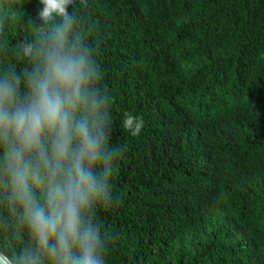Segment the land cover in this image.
<instances>
[{
  "label": "trees",
  "instance_id": "obj_1",
  "mask_svg": "<svg viewBox=\"0 0 264 264\" xmlns=\"http://www.w3.org/2000/svg\"><path fill=\"white\" fill-rule=\"evenodd\" d=\"M38 0H0V15ZM100 45L113 142L107 264H264V0H73ZM14 21L12 55L31 31ZM125 113L142 117L137 137Z\"/></svg>",
  "mask_w": 264,
  "mask_h": 264
},
{
  "label": "clouds",
  "instance_id": "obj_2",
  "mask_svg": "<svg viewBox=\"0 0 264 264\" xmlns=\"http://www.w3.org/2000/svg\"><path fill=\"white\" fill-rule=\"evenodd\" d=\"M37 14L0 15V36L26 23L30 41L0 46V264H107L115 234L101 218L118 198L125 146L113 142L112 95L100 45L73 0H38ZM140 135L144 120L125 113Z\"/></svg>",
  "mask_w": 264,
  "mask_h": 264
}]
</instances>
